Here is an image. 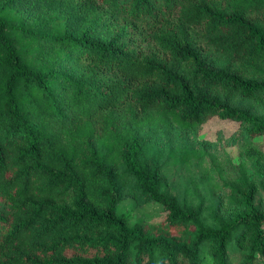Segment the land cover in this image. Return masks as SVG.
Listing matches in <instances>:
<instances>
[{
  "label": "trees",
  "instance_id": "obj_1",
  "mask_svg": "<svg viewBox=\"0 0 264 264\" xmlns=\"http://www.w3.org/2000/svg\"><path fill=\"white\" fill-rule=\"evenodd\" d=\"M247 101L264 110V0H0V264H264ZM213 117L239 124L238 163L190 138ZM162 128L185 135L181 189Z\"/></svg>",
  "mask_w": 264,
  "mask_h": 264
},
{
  "label": "rangeland",
  "instance_id": "obj_2",
  "mask_svg": "<svg viewBox=\"0 0 264 264\" xmlns=\"http://www.w3.org/2000/svg\"><path fill=\"white\" fill-rule=\"evenodd\" d=\"M240 104L252 108L258 114L264 113V110H262L261 108H257L249 101L242 102ZM238 129H239V124L237 122L230 120L223 121L218 119L217 117H213L201 125L197 135L191 134L190 138L197 139L199 141L205 140L206 142L212 144L213 149L216 146L218 149H221L223 155L232 158V161L234 163H238V160L240 159L238 155L239 154L238 148L226 144L228 142L227 139H229L232 136H235ZM156 136L158 137L157 143L160 142L161 144L164 145V147L170 146L171 148H173L174 153L177 154L176 157L171 158L167 168L171 170L169 179L173 183L175 182V185L180 187L181 189L182 186L180 185V181L178 180V178L180 177V175L184 176L187 173V171L185 170V167L180 168L179 159L182 158V154H181L182 149L176 145H179L180 141L185 139V135L180 134L178 132L169 134L166 129L162 128L161 131L157 132ZM221 137L226 141L223 144H218L217 141ZM253 141L258 145H261L264 151V135L253 139ZM193 145L195 146L194 142ZM188 146L192 147L191 143ZM183 153L186 154L185 151ZM193 165L194 168H191V170L189 171L190 173L191 171H195L196 173L198 172L202 174L204 171L203 169H206L208 167L207 162L204 163L194 162ZM121 209L122 211L128 212L129 214L135 217L143 216L145 214L155 215L158 214L159 212V209L153 206L152 204H148V203L137 204L135 203V199L132 198V196L128 197V195L126 196V198H124L121 204Z\"/></svg>",
  "mask_w": 264,
  "mask_h": 264
}]
</instances>
